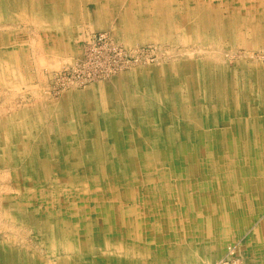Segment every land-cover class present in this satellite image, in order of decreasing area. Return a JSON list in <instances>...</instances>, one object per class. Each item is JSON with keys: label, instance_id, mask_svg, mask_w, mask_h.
I'll list each match as a JSON object with an SVG mask.
<instances>
[{"label": "rangeland", "instance_id": "374dc122", "mask_svg": "<svg viewBox=\"0 0 264 264\" xmlns=\"http://www.w3.org/2000/svg\"><path fill=\"white\" fill-rule=\"evenodd\" d=\"M24 1L0 0V264H264V195L208 169L264 157V0ZM218 114L252 145L209 155Z\"/></svg>", "mask_w": 264, "mask_h": 264}, {"label": "bare ground", "instance_id": "6f19581e", "mask_svg": "<svg viewBox=\"0 0 264 264\" xmlns=\"http://www.w3.org/2000/svg\"><path fill=\"white\" fill-rule=\"evenodd\" d=\"M17 1H18V6L21 5L20 6V10H22V12L20 11L21 14H26L27 10H25V8H24V6L26 4L25 1L24 0H17ZM0 13H1V10H0ZM197 31H198L197 34H199V35L205 34V35H203V37H201L199 39L200 41H202L201 39H203V38H208L209 37V35L206 32H204V31L202 32V29L201 28H198ZM190 36L191 35L187 33L185 35V40L186 41H189L190 40ZM210 37H211V35H210ZM191 54H193V53H191ZM215 66H216L217 69L219 68L218 69L219 73H221V74L224 73L225 68H223V65L221 63H218V64L216 63ZM226 72H227V70H226ZM218 86L220 87L219 89L221 90V92L219 94L220 97L221 96L224 97V95H227V94H225L226 90H223L221 88L222 87L221 84H219ZM259 89H262L264 91V85H262V87L259 88ZM234 90H236V89H234ZM216 94L217 93H214V95H216ZM137 96H138V98L141 97L140 96V93H138L136 95V97ZM218 109H219V106H218ZM215 112H217V110ZM96 114H98V115L100 114L99 113V110L96 111ZM220 117H221V115H219V114L218 115H215L214 121L217 122V125L216 124H213L212 126H214V127L211 126V130H213V128H215V130H214L215 132L213 131V138L211 139L212 142H210V141L209 142L210 143H214V149L212 148V150H210L209 155L214 156V154H215V156H216V154H218V149L216 147V144H217L216 140L219 137V135H217L218 133L221 134L220 139L223 141V144H227V149H229L230 151L239 152V150H240L239 145H241L242 143L243 144H247L246 146L248 148H249V146L252 145L251 142H250V140H249V138H245L244 136L238 135V132H240V131H238L237 126L235 125L236 123L235 124H232V122L229 121V123H225V125H224V123H220L219 122L220 120L219 121L216 120V119H220ZM253 117H255V116L249 117V118H247L245 120V122H246L245 126H248V128H250V129H252L254 127V125L251 124L252 123L251 119ZM261 121H260V124L262 125L263 122H261ZM247 130H248V132H252L249 129H247ZM225 141H227V142H225ZM193 149L195 150V148H191V150H193ZM50 153L53 154L54 152H50ZM218 155H221V153H219ZM37 157L38 156H36L35 158H37ZM183 159L184 160H181L180 158H177L176 161H177V163H179V162L181 163L183 161H192L191 165H194V168L191 169V172L198 170V168H199L198 166L203 165V164H206V161L205 160H202L200 157L197 158V159H195L194 157L187 156V157H185ZM187 159H190V160H187ZM212 160H215V159L212 158ZM227 160H229V162L230 163H233V164L232 165H227V166H224L222 164L219 165L218 163H216V162H219V161L215 160L214 163L213 162H210L211 163V167H209L208 169L211 170L210 173H213L215 170L216 171L217 170H220V171H224L225 175L227 173H230L231 176L232 175L233 176H236L239 172H242V174L244 176L241 177V178H237V180L240 181L241 183H244L245 184V186L247 187V188L244 187L246 191L236 190L237 187H235V184L234 183L227 184L229 186V188H230V194L232 196L237 195L236 193L238 191H240L242 193L240 195L241 196H244V198L246 197V194L247 193L249 195H251L252 193L250 194L249 191H250V188H251V185L252 184H254L253 190H255V193H258L259 192L260 194H263L264 195V193H263L264 192V157L252 156L250 154V152L247 151V155L245 157H243V160L246 163H244V166L242 167V169L241 168L240 169H237V168L234 167L235 166L234 162L236 161V158H233V157L231 158L230 155H228ZM176 161H173V164ZM256 178H258L257 179L258 181H256ZM230 181L232 182V179ZM217 183L218 182H214V184H217ZM179 184L181 185V190L180 191L182 193H184V191L185 192L186 191H189V188L190 187L188 185H186V182L185 181H181V182H179ZM193 185L194 184H191V186H193ZM177 192L179 194V190ZM249 199H251V196H250ZM188 200H190V198ZM225 206H229V205L226 203ZM232 207H233V210L236 209L237 208V204H236V207H235V205L231 206V208ZM262 208L263 207H261L260 209H262ZM237 211H240V209L239 210H236L235 212H237ZM231 218L233 220L234 216H231ZM228 220H231V219H228ZM63 228L70 230V228H69V226L67 224L63 225ZM163 251H164V249H162V247H160L158 249V252L156 254L157 255V258L159 260V261H157L158 263H162V261H163ZM232 254H233V256H230ZM235 255H236V250L230 249L228 251V253H227L226 258H225L226 260L224 259L225 261L223 263H221V262L220 263L221 264H230L231 261L238 262V260H240V259L236 258Z\"/></svg>", "mask_w": 264, "mask_h": 264}]
</instances>
